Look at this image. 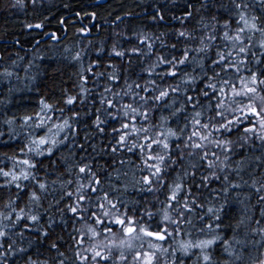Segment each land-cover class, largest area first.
<instances>
[{
  "label": "snow or ice",
  "instance_id": "6c2138e0",
  "mask_svg": "<svg viewBox=\"0 0 264 264\" xmlns=\"http://www.w3.org/2000/svg\"><path fill=\"white\" fill-rule=\"evenodd\" d=\"M134 3L141 12L125 10L111 20L107 57L97 55L86 65L83 50L71 57L79 65L71 92L64 81L57 84L63 70L55 67L49 73L34 63L35 53L21 77L16 69L25 57L5 41L0 81L26 80L24 88L31 91L43 77L49 92L59 87L60 99L48 103L46 92L37 111L20 117L21 129L27 130L19 148L24 158L4 154L12 166L0 167V192L8 193L0 206V264H50V259L66 264L68 249L61 251L65 237L56 230L69 226L72 264H129L125 252L136 249L134 241L162 242L181 234L188 238L169 248L140 244L133 264H158V253L170 257L166 264H185L193 257V264H264V0H229L228 6L217 0ZM13 6H23V0ZM221 9L228 13L223 21ZM83 16L95 20L97 13ZM131 18L145 23L132 25ZM170 21L179 27L159 30ZM42 27L25 24L27 29ZM50 38L58 39L55 33ZM12 44L22 47L15 37ZM96 51H105L103 43ZM189 67L191 71L183 70ZM22 90L9 87L8 94ZM16 119H4L8 131H0V137L19 136ZM113 123L119 127H109ZM234 131L235 141L227 138ZM125 153L135 160L122 158ZM129 187L145 201L149 195L158 200L163 192L162 207L156 213L145 208L139 217L129 215L140 204L131 201L129 208L122 199ZM236 204L242 211L233 218L230 211ZM155 215L162 217L158 231L140 222ZM193 218L202 225L196 238L183 227H194ZM114 227L123 238H117ZM26 232L33 238L24 247L18 241H24ZM45 244L55 257L41 259ZM33 246L36 250L29 254Z\"/></svg>",
  "mask_w": 264,
  "mask_h": 264
},
{
  "label": "trees",
  "instance_id": "16d2710c",
  "mask_svg": "<svg viewBox=\"0 0 264 264\" xmlns=\"http://www.w3.org/2000/svg\"><path fill=\"white\" fill-rule=\"evenodd\" d=\"M182 3V0H180ZM218 3H222L225 6L229 5V0H217ZM15 4V0H0V52L3 51L5 46V41L8 42V45L11 46V50L18 51L21 56L25 57L24 61L20 62L19 67L16 71L19 72L21 77L25 76L23 71V67L27 64V61L32 58L33 54L37 55V59L34 61L35 64L39 65L41 68L47 67L49 73L55 67H59L63 70V75L58 77L57 84L59 85L60 81H64L63 87L68 88L71 92L72 84L75 81L76 77L72 75L75 73L79 67L75 61L71 59L73 55L77 51H84V63L85 65L88 63L89 59H96L97 55L101 57H107V52L111 47L113 42L110 34L112 32L111 28V20L114 18L115 15L121 14L122 11L125 10H134L136 12H141L140 8L135 7L134 0H36V4L33 5L32 0H23V6H13ZM67 5V7H66ZM96 5H99L98 7ZM96 12L97 18L95 20H91L88 17L83 16V12ZM112 12V15L109 16L108 13ZM76 13H81V16H77ZM144 15V13H141ZM179 14V13H177ZM259 15V11L256 13ZM219 16L221 21L226 19L228 13L224 11V9L220 10ZM103 18V19H102ZM63 19L64 23L61 24L60 20ZM105 19L108 23H105ZM31 23L33 25L37 23L43 24L41 29H27L25 28V24ZM144 21L140 19L131 18L132 25H144ZM85 25H88L89 29H91L90 35H84L82 32L77 33V30L80 28H84ZM124 25L121 24L120 28H123ZM165 27L169 28H177L179 27L178 22L170 21L166 26L161 25L159 30H164ZM233 27L235 25L233 24ZM119 30V29H117ZM148 30H153L152 26H148ZM51 31L57 32V36L59 39L52 40L45 37V33H49ZM64 35V36H63ZM13 37L20 39L22 47H17L12 44ZM36 41H39V45H36ZM91 42V43H90ZM174 40H169V43H174ZM101 43H103L105 51L102 53H97V48L100 47ZM68 45V46H67ZM74 46V47H73ZM125 47H130L131 45L126 44ZM182 45H178L181 47ZM157 49L159 50V46L157 45ZM166 55L169 54L168 50H162ZM171 55H178V53H171ZM39 57H43V60H40ZM15 58V57H13ZM5 65L4 61H0V71L3 70V66ZM12 70V69H10ZM184 71H191V67L184 68ZM33 71H36L34 68ZM135 77H133L134 79ZM175 81L169 80L168 83H174ZM27 83L26 80L17 81L15 77L12 78L11 83L7 80L0 81V101H5L0 103V131H4L7 133L8 128L4 125L3 121L7 117L15 116L16 124L14 125L17 132H19V136H17L13 140H9L8 136L5 135L4 137H0V167H11V161L4 158V154L7 153L8 156L17 155L19 158H24L19 153V148L23 147L26 143V129H21L20 127V117L26 114H32L38 110V102L41 95H44L46 92L49 93V98L47 100L48 103H55L60 99V89L57 87L54 91L49 92L47 88H45V80L43 77L38 78L36 82V86H39L40 91H36V86H32L31 91L24 88V84ZM103 83V81H101ZM89 86H92V82L90 80ZM15 87L23 89L22 91L14 92L11 96L8 94V88ZM74 94V93H73ZM10 101V102H7ZM127 102V101H125ZM59 106H63L62 104ZM6 114V115H5ZM66 115L70 113L66 111ZM209 113H205L207 116ZM57 116L59 113L56 114ZM160 113H157V118ZM163 115L167 116L168 111H165ZM231 118V117H229ZM157 120H153V123H156ZM183 120H181V125ZM139 126V121H138ZM168 126L173 128L176 127L174 122H170ZM247 126V125H245ZM109 127H119V124L113 123L110 124ZM242 131V129H241ZM37 134L42 135V130H36ZM238 133L235 131L233 134L227 138L236 140ZM4 141H8L7 145H5ZM99 142V140L97 141ZM104 142L107 143V138H104ZM215 150V149H213ZM217 154L219 155V150H216ZM258 154V153H257ZM107 159V157H105ZM122 158L125 159H133L135 160L134 156H130V154L125 153ZM239 157H234L233 159H238ZM40 159H44L41 157ZM45 163L47 161L45 160ZM103 163V161H101ZM7 170V169H6ZM43 175V172L40 173ZM139 173H137V178ZM54 178V177H52ZM234 178V177H233ZM115 182V175L113 177ZM123 177L120 178V181H123ZM245 179H248L247 175H245ZM129 180H131V172H129ZM0 182H2V178H0ZM217 184H214L213 187H217ZM14 192V189H12ZM248 189L245 188L244 192H247ZM8 193L0 192V196L3 199H0V206L4 203V200L7 199ZM158 200H154L151 195L147 197V201L142 199L141 196L136 194V191L129 187L127 194L122 197L125 201L129 202V208H132L134 205L131 204V201L138 200L140 204L135 206L138 208L137 212L133 213L129 211V215H135L136 217L140 216V213L147 208V210L156 213L158 209L162 207L161 201L165 200V196L163 192L158 194ZM251 204H255V197L251 200ZM123 211V209H121ZM242 209L240 205L236 204L230 211V215L233 218L238 217L241 213ZM197 214H200L199 211ZM256 215L258 216V210L256 211ZM162 217L160 215H155L152 221H148L146 218L142 219L140 222L143 224H151V230H158V224L162 227L163 224L161 223ZM197 224V225H196ZM69 225H71V220L69 221ZM193 226H183L184 231L191 232L192 230L198 236L197 229L200 228L202 225L201 223L193 218ZM80 227V224L76 225ZM14 231H19V227L14 229ZM57 233L61 234L65 237V242L61 245V251H65V255L69 257L66 261V264H72V251L69 248L71 241L68 239V234L72 231L71 227L69 226L66 230L61 232L59 228H57ZM169 231H174L173 228L169 227ZM113 232L116 233L117 238H123L122 234L119 232V229L114 227ZM179 237H183V234L180 236H173L168 238L166 241L157 242L152 238H144L142 240L134 241L136 245L135 250H139V245L143 244L145 249H147L149 242L153 243H160L164 248H169L170 245H174L175 241L179 239ZM33 237L25 233L24 241H18L22 246L27 247V242L29 239ZM111 238V237H109ZM259 239V237H256ZM103 239V236L100 237ZM47 245L45 244L44 247L40 249L43 253L41 259L44 258H51L55 257V251L48 252L46 251ZM35 246L29 250V254L35 252ZM135 250L133 251H126L125 254L128 257L129 264H133V256L135 254ZM264 251V249H262ZM219 254V253H217ZM118 255V250H114V257ZM158 264H166V261L170 259L167 254H160L158 253ZM255 256L256 253L253 252ZM194 257L192 259H185V264H193ZM50 264L52 261L50 259ZM112 264V262H110Z\"/></svg>",
  "mask_w": 264,
  "mask_h": 264
},
{
  "label": "rangeland",
  "instance_id": "374dc122",
  "mask_svg": "<svg viewBox=\"0 0 264 264\" xmlns=\"http://www.w3.org/2000/svg\"><path fill=\"white\" fill-rule=\"evenodd\" d=\"M81 29V28H80ZM77 33H81L80 31H79V29L77 30ZM44 38V37H43ZM240 208H241V206H240ZM242 209V208H241ZM191 233H192V238H196L197 236H196V233L192 230L191 231ZM188 237H186V236H183V237H179V239H177L176 241H175V243L178 241V240H180V239H187Z\"/></svg>",
  "mask_w": 264,
  "mask_h": 264
},
{
  "label": "bare ground",
  "instance_id": "6f19581e",
  "mask_svg": "<svg viewBox=\"0 0 264 264\" xmlns=\"http://www.w3.org/2000/svg\"><path fill=\"white\" fill-rule=\"evenodd\" d=\"M85 27L89 28L88 25H85ZM51 33H55L56 36H57V32H55V31H51V32L48 33L49 35H46V36L44 37V39H45V38H46V39L49 38L50 35H51ZM83 34H84V35H90L91 32H89V33H83ZM63 36H64V35H63ZM57 37H58V36H57ZM59 37H60V36H59ZM59 37H58V39H59ZM58 39H57V40H58ZM57 40H56V41H57ZM67 46H68V45H67ZM73 47H74V46H73ZM196 225H197V224H196Z\"/></svg>",
  "mask_w": 264,
  "mask_h": 264
}]
</instances>
